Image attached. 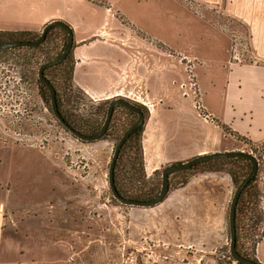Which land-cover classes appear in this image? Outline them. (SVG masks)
<instances>
[{"label": "crops", "instance_id": "1", "mask_svg": "<svg viewBox=\"0 0 264 264\" xmlns=\"http://www.w3.org/2000/svg\"><path fill=\"white\" fill-rule=\"evenodd\" d=\"M191 1L206 14H194L179 0H0V31L39 34L49 23L63 21L74 33V82L89 97L170 101L172 109L160 105L145 123V173L151 177L169 165L234 151L229 147L241 139L264 142V0ZM232 22L249 35V62L231 58L233 41L226 27ZM178 55L192 63L200 109L188 88L178 96ZM23 160L0 159V264H19L22 245L33 252L31 237L17 229L19 205L38 203L39 195L60 199L63 188L71 186L86 189L88 208L94 209L97 190L107 186L102 175L70 173L51 156ZM66 176L74 178V185L65 183ZM230 194L229 176L205 174L170 192L162 203L128 214L133 222L145 218L151 228L168 215L206 217L188 232L202 236L204 247L208 215L213 213L223 227ZM256 258L264 264V234Z\"/></svg>", "mask_w": 264, "mask_h": 264}, {"label": "rangeland", "instance_id": "2", "mask_svg": "<svg viewBox=\"0 0 264 264\" xmlns=\"http://www.w3.org/2000/svg\"><path fill=\"white\" fill-rule=\"evenodd\" d=\"M179 1L198 16L206 14L188 0ZM61 46V39L56 38L49 48L48 59L38 56L40 61L46 59L43 61L46 63L53 60ZM15 55L18 53L0 55V159L17 157L20 161H25V158L41 161L43 156H51L59 161L61 168L65 167V171L82 176L87 174L85 171H89L99 178L102 175L107 185L104 188L106 190H97V208L94 209L88 208V191L73 190L71 186L63 188L60 199L55 195L48 201L39 195L36 198L38 203L19 205L18 219L16 218L18 232L31 237L33 243V252L27 251L22 245L19 264H218L219 259L224 264H229V260L225 258L230 254L229 212L236 191L230 177L231 194L226 203L225 224L219 227L217 219L211 216L213 213L208 215L209 232L206 242H202L204 247L199 242L202 241V236L188 232L192 230V225L199 226L206 217L203 219L195 215L193 220H187L177 219L175 214L168 215L159 220L161 225L158 228L147 226L145 218L133 222L128 213L138 207L120 204L113 197L108 183L109 167L116 144L113 141L82 142L66 133L59 126L52 110L40 99L30 75L23 78L19 75ZM191 64H186V59L178 55L179 75L175 84L179 98L185 92L184 89L188 88L196 97L194 102L200 109ZM82 97L86 110L96 107L100 102L86 93ZM128 100L144 108L146 126L152 112L160 105L162 109H172L168 107V100L149 97ZM241 140L229 149L259 156L264 142L254 145L246 139ZM21 166L24 167L25 164ZM57 172L62 170L57 169ZM66 177L65 183L74 185V178ZM179 179L177 177L173 181L174 186ZM18 180L19 183L22 182L20 178ZM155 183L159 186L162 184V173ZM258 184L263 191L260 211L264 214V159L259 170ZM21 194L19 193L20 196ZM91 195L96 196V193ZM21 198L24 199L22 196ZM152 229L156 233L151 232ZM262 231L261 228L258 233L261 234Z\"/></svg>", "mask_w": 264, "mask_h": 264}, {"label": "trees", "instance_id": "3", "mask_svg": "<svg viewBox=\"0 0 264 264\" xmlns=\"http://www.w3.org/2000/svg\"><path fill=\"white\" fill-rule=\"evenodd\" d=\"M40 36L41 33L32 34L28 32L0 31V43L34 41ZM56 38L61 39L62 46L53 59L55 60L63 54L69 39L68 30L61 26L53 27L48 32L45 42L38 47L0 50V55L7 54L8 52L18 53V55L15 56L19 65V75L21 78L30 75L31 82L36 86L40 99L49 109H51V93L47 85L40 81L39 70L41 66L45 64L43 61L48 59L49 48H51ZM38 56H42L46 59L40 61ZM74 67L75 59L73 52H71L59 65L46 68L44 70V76L55 87L58 108L63 119L75 131L87 136H92L99 133L102 129L107 118L108 109L115 99L100 101L96 107H91V109L86 110L84 107L85 104L82 102L84 100L82 94L85 95V92L74 82ZM135 105L141 108L146 116L144 108L138 104ZM138 118L139 116L128 108L122 105L115 106L111 123L105 135L99 141H113L116 144V149L123 135L138 121ZM57 122L66 133L78 139L58 120ZM224 129L227 133L233 134L227 128L224 127ZM143 133L144 126L137 128L129 135L122 146L115 165L114 185L118 193L125 199L149 201L157 197L162 189V184L160 183L159 186V184L155 183V180L160 173H163V169L156 171L151 177H147L145 173L142 145ZM261 147L262 151L259 152V156L257 157L259 160V170L262 159H264V144L261 145ZM251 170L252 163L245 158L229 157L203 161L193 165L190 169L172 173L169 178L170 192L184 188L192 178L205 174H225L231 178L232 183L237 189L250 174ZM177 177L180 179L174 186L173 181L177 179ZM258 177L259 172L258 175L245 186L238 200L236 209L237 252L245 258L257 262L259 261L256 258V250L264 234V214L260 211L263 191L258 184ZM261 228L263 231L259 234L258 232ZM225 258L229 260V264L236 262L231 254L227 255ZM218 264H224V262L219 259Z\"/></svg>", "mask_w": 264, "mask_h": 264}, {"label": "water", "instance_id": "4", "mask_svg": "<svg viewBox=\"0 0 264 264\" xmlns=\"http://www.w3.org/2000/svg\"><path fill=\"white\" fill-rule=\"evenodd\" d=\"M55 26H61L64 27L68 30L69 32V39L66 45V48L63 52V54L58 57L57 59L47 62L43 64L39 70V79L43 83L47 85L49 88V91L51 93V109L56 117V119L69 131L71 132L75 137L80 139L81 141L84 142H96L99 141L100 139L103 138L105 135L110 123L111 119L113 116V111L115 106L117 105H122L129 110L133 111L134 113L139 115L138 121L132 125L126 133L123 135L121 140L119 141L113 157L112 161L110 163L109 167V173H108V182L110 189L113 193L114 198L119 201L123 205L127 206H133V207H141V208H149V207H154L160 203H162L166 197L168 196L170 192V182L169 178L170 175L174 172L177 171H184L187 169H190L193 165L198 164L203 161H209V160H215V159H223V158H229V157H237V158H245L251 161L252 163V170L250 174L247 176V178L238 186L236 189L231 205H230V212H229V228H230V254L232 258L237 262V263H242V264H262L260 262L247 259L240 255L237 252L236 245H237V229H236V209H237V204L238 200L241 196L242 191L244 190L245 186L248 184L249 181H251L253 178H255L258 175L259 172V160L257 159L256 156H254L251 153L243 152V151H227V152H222V153H215V154H209V155H204V156H199L196 158H193L185 163L181 164H175V165H169L168 167L163 169L162 173V189L160 194L155 197L152 200L149 201H139V200H132V199H125L123 198L117 191L115 185H114V173H115V165L119 156V153L122 149V146L124 145L126 139L129 137V135L136 130L139 127H142L145 125V115L142 112L141 108L137 107L133 102L127 100V99H115L112 104L110 105L108 109V114L106 121L100 130L99 133L92 135V136H87L84 134H81L77 131H75L61 116L58 108V103H57V94L55 87L51 84V82L44 76V70L48 67L56 66L59 65L61 62H63L68 55L73 51L74 48V33L71 27L64 23L63 21H53L49 23L48 25L45 26L43 29L41 36L34 40V41H15V42H9V43H0V50H9V49H15V48H31V47H38L42 45L46 38L48 32Z\"/></svg>", "mask_w": 264, "mask_h": 264}, {"label": "built area", "instance_id": "5", "mask_svg": "<svg viewBox=\"0 0 264 264\" xmlns=\"http://www.w3.org/2000/svg\"><path fill=\"white\" fill-rule=\"evenodd\" d=\"M188 1L200 9V7L191 0ZM226 29L230 32L233 41L230 51L231 58L238 63L249 62L251 60L249 35L242 29L240 25H236L233 22L228 23Z\"/></svg>", "mask_w": 264, "mask_h": 264}, {"label": "flooded vegetation", "instance_id": "6", "mask_svg": "<svg viewBox=\"0 0 264 264\" xmlns=\"http://www.w3.org/2000/svg\"><path fill=\"white\" fill-rule=\"evenodd\" d=\"M142 110V109H141ZM142 112L144 113V111L142 110ZM138 115V114H137ZM144 115H145V113H144ZM139 116V115H138ZM145 118H146V116H145ZM139 119V118H138Z\"/></svg>", "mask_w": 264, "mask_h": 264}]
</instances>
